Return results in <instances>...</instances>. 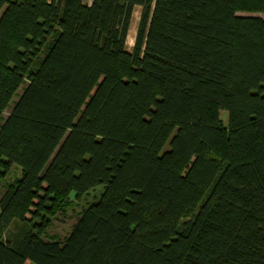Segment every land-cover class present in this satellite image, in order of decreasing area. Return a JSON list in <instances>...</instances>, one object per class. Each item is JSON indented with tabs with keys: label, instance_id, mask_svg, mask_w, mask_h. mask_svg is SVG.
Segmentation results:
<instances>
[{
	"label": "trees",
	"instance_id": "obj_1",
	"mask_svg": "<svg viewBox=\"0 0 264 264\" xmlns=\"http://www.w3.org/2000/svg\"><path fill=\"white\" fill-rule=\"evenodd\" d=\"M239 12L264 0H0V121L27 83L0 264H264V17ZM99 185L64 242L40 235Z\"/></svg>",
	"mask_w": 264,
	"mask_h": 264
},
{
	"label": "rangeland",
	"instance_id": "obj_2",
	"mask_svg": "<svg viewBox=\"0 0 264 264\" xmlns=\"http://www.w3.org/2000/svg\"><path fill=\"white\" fill-rule=\"evenodd\" d=\"M87 1L89 3L92 2V0H87ZM140 14H141V7H137V9L134 12L133 22L128 38V49L130 51H132L133 46L135 44V36L137 34V28L140 21ZM238 14L240 16L264 17V15L261 13H253V12H239ZM26 85L27 83L23 85L19 89L17 95L14 96L9 108L5 111L3 118L0 121V127L9 117L16 102L19 100L20 95H22ZM222 118L227 123L228 118L226 111L222 112ZM166 148H169V145H167ZM22 173L23 171L21 167H19L18 165H13L11 170L8 173H6L4 177H0V197L5 190H7L9 187L15 184V182L22 176ZM104 189H105L104 185H99L96 188H93L89 192H87L82 197L81 200H72V204L67 208V210L64 213H59L57 216L53 217L52 219H49V222L44 227H41V231L39 232L40 235L46 240H56V241L64 242L68 237V235L70 234V232L72 231L74 225L78 222L80 216L86 210V208L100 199L102 193L104 192ZM32 210L34 211L35 209L32 208ZM189 219L190 218L183 220L181 227H185ZM23 220H27V222L30 223L31 225L33 223H38V225L44 224L41 218L33 217L31 213H28L25 219ZM23 223H24L23 221L17 220L14 224H12L6 232V239L8 240L13 239L14 235L19 231H21L22 228L24 227Z\"/></svg>",
	"mask_w": 264,
	"mask_h": 264
},
{
	"label": "bare ground",
	"instance_id": "obj_3",
	"mask_svg": "<svg viewBox=\"0 0 264 264\" xmlns=\"http://www.w3.org/2000/svg\"><path fill=\"white\" fill-rule=\"evenodd\" d=\"M132 36V35H131ZM132 40V39H131ZM133 43V42H132ZM130 45V44H129Z\"/></svg>",
	"mask_w": 264,
	"mask_h": 264
}]
</instances>
